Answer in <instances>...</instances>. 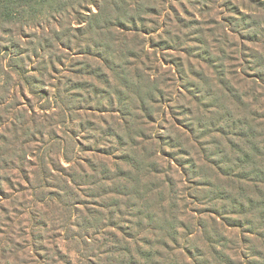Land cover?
Masks as SVG:
<instances>
[{
	"label": "rangeland",
	"instance_id": "374dc122",
	"mask_svg": "<svg viewBox=\"0 0 264 264\" xmlns=\"http://www.w3.org/2000/svg\"><path fill=\"white\" fill-rule=\"evenodd\" d=\"M48 2L0 20V263L87 264L86 241L97 264L113 246L114 264H264V0ZM88 26L91 55L76 31ZM151 82L148 120L133 108ZM29 115L37 141L19 131Z\"/></svg>",
	"mask_w": 264,
	"mask_h": 264
},
{
	"label": "trees",
	"instance_id": "16d2710c",
	"mask_svg": "<svg viewBox=\"0 0 264 264\" xmlns=\"http://www.w3.org/2000/svg\"><path fill=\"white\" fill-rule=\"evenodd\" d=\"M49 0H0V20L2 21V22H9V21H11L13 18H15L16 17V15H17V13L19 12V9H20V13L22 14L23 12H25L27 9H29L28 11H30V13H35V14H38V13H42V11H43V4L45 3V2H48ZM55 2V0H51V2L49 3H47V7H50V9L51 8H53V9H56V10H58V8L59 7H62V6H56V7H53V3ZM94 5H96V7H97V12L96 13H94V12H91V14L90 15H92L93 17H95V16H101L100 17V20L101 19H103V15H102V13H101V6L99 5V4H95L94 3ZM142 10V6L141 5H138V8L136 9V11L137 12H139V11H141ZM140 16H141V13L139 14ZM127 18V11H126V14H123V15H120L119 16V20L120 19H126ZM127 19H129L130 20V22L132 23V24H136V22L137 21H141V20H135V16L132 14L131 16H129ZM100 20H98L96 23L93 21V23L92 24H98L99 23V21ZM109 24H107V22L106 23H104L103 25H101V26H98L99 27V29H105L107 26H108ZM92 27L93 26H95V25H91ZM91 26H88V27H86L85 29H76V31H78V32H82V35H81V37H83L84 38V40H85V44H86V49H84L83 50V53L84 54H86V55H91L92 53H90L89 52V50H90V47H91V42H92V38H91V34H92V27ZM121 27H123V26H121ZM71 37V36H70ZM72 37H75V35H72ZM71 37V38H72ZM71 41H72V39H71ZM120 42H121V45H123V46H125L126 47V45H127V40L125 39V37H123V38H121L120 39ZM129 43V42H128ZM64 47H70L71 46V42H69L68 44H65L64 43V45H63ZM100 47V46H99ZM139 47V46H138ZM139 51H141V52H143L144 50L143 49H140V47H139ZM133 52V51H132ZM130 52V54L131 55H136L135 56V58H137V59H142L141 57H143V56H140V54L139 53H136V52ZM104 57H106V56H104ZM106 62L107 63H109L108 62V60H106ZM79 65H82V63L81 64H79ZM77 72H81V74H84V75H94V77H97L98 79L100 78V79H103V77H106V75H104V74H100L101 72L100 71H97V72H88V71H77ZM136 74H133L134 76H136V77H138L139 79H140V81H141V78H140V76H142V74L140 73V72H138V71H136L135 72ZM129 75H131V73L129 72V73H126V71L124 70V72L123 73H120V80L122 81V85H123V87H124V85L126 86V89L125 90H127V89H130V84H132V83H130V80H128V78H130V76ZM151 77V76H150ZM105 79V78H104ZM149 80H152V79H150L149 78ZM105 81H107V80H105ZM77 86L79 87V86H81V84H77ZM147 87L149 86V85H146ZM90 89H92L91 91H96V90H98L96 87H94L93 85H91V88ZM227 89V88H226ZM159 88L157 87V85H156V83H154V82H151V87H149V89H147L146 91H142V92H140V89L138 88L137 89V94H136V96H137V99H138V102H139V106L138 107H134L133 109H137V110H140L141 112H142V114H143V116L144 117H146V119H148V120H152V116H145L146 115V113L148 112V102L150 101V100H152L153 98H154V92H156V93H159ZM122 92L124 93V91L122 90V91H120V90H118V91H116L115 92V95L117 96V97H120V98H117V100H118V105L120 106V108H118L117 109V111L120 113L121 112V115H123V118H124V122H125V117L126 116H128V117H130V121L129 120H127V118H126V124H125V127L127 128V130L129 131L130 130V127L132 126V124H133V119H132V116H135L132 112H130V110H129V106L128 105H126V102L128 101V99H129V97L127 96V95H125V97H123L122 95ZM55 99H57L56 100V105H58L57 107L59 108V111H60V113L61 114H64V115H67V117H69V115H71V110L69 111L68 110V108H66V107H64L65 106V104H64V102H65V100L61 97V96H58V94H56V96H55ZM154 102H156V100H154ZM125 103V104H124ZM123 107V108H122ZM128 108V109H127ZM4 109H5V107H4ZM40 109H42V110H47V109H49L50 110V107H40ZM88 109H90V108H88ZM222 113V112H221ZM30 114H32V113H30ZM64 121V120H63ZM37 121H36V119L32 116V115H29L28 116V119H23V120H21V122H20V124H19V131H21L22 132V135H28V136H31L32 137V139L33 140H35V141H37V139H36V137L37 136H42V135H44V132H43V127L42 126H37ZM89 124H90V122H89ZM239 124V123H238ZM236 129H240V126L239 125H237V126H232V130H236ZM33 131V132H32ZM52 134H55L54 133V131H53V133ZM116 134H114V136H115ZM142 135V134H141ZM142 137L144 138V140L143 141H149L150 139H151V136H149V137H144L143 135H142ZM252 137H254V135L253 134H250V135H248V139L251 141V139H252ZM54 139H58V140H60V141H62V142H64V140H65V138H63V137H57V136H55L54 138H51V139H49L48 140V142H47V144H46V149L47 148H49L50 147V145L52 146L53 144H52V141ZM43 144H45V142L43 143ZM64 148H65V145L64 146H61V147H59V149H62V152H63V156L65 155L64 153H65V151H64ZM141 150H142V153L143 154H146V152H147V148H146V146H145V144L144 143H142V147H141ZM105 155H106V153H104ZM40 159V165H43V163H44V158H39ZM134 159L135 158H133V159H131V160H133L134 161ZM64 160L66 161V162H71V160H70V158H66V156H64ZM52 166H54V164H52ZM133 167V166H132ZM153 169V171L155 172V171H158V170H156L155 168H152ZM41 171H42V174L44 173V174H46V168H43L42 167V169H41ZM253 172L254 173H262L263 171L261 170V171H256V170H253ZM131 176H132V173L131 172H129V171H126V173H124V175H123V177H124V179H125V181L126 182H128V181H130L131 179ZM244 177V179H246V176H243ZM111 183L113 184L115 181H117V175L115 176V177H111ZM41 182H43V184L44 185H46V183L43 181V179H42V181ZM41 186H43V185H41ZM47 186V185H46ZM45 187V186H44ZM33 189V188H32ZM1 191V190H0ZM112 192H114V191H112ZM49 195V196H48ZM48 195H44V197H41V198H39V199H36V197L34 196V198H35V200L38 202V203H41V204H45V202H47L48 201V199L49 198H47V197H50V198H59V193L57 192V194H54V193H52V192H50ZM59 201V200H58ZM129 201H131V200H129ZM236 202V201H235ZM234 202V203H235ZM136 205V203L134 202V203H132V205L131 206H135ZM140 207V206H139ZM138 207V208H139ZM35 214H38V213H35ZM76 237V236H75ZM74 236H73V238H75ZM77 237H79V236H77ZM82 243V249L81 250H78V252L80 253V256H82L81 257V260H84V261H87L88 263L87 264H97V262L95 261V260H93L94 259V257L96 256V254L92 251V250H89V249H91V248H89L88 246H87V244H88V242H81ZM113 243L114 244H117V243H122V241H120L119 242V240H114L113 241ZM113 244V245H114ZM35 249V248H34ZM35 252H32L33 254H32V256L33 255H36V256H41L40 254H39V250H37V249H35L34 250ZM88 251H91V254L88 252ZM96 251V250H95ZM126 250L125 249H123L122 250V253H126L127 254V252H125ZM12 253V252H11ZM101 254H106L107 256L105 257V258H102L103 260H101L100 259V257L98 258L100 261H102V262H104L105 264H114V257L116 256V255H118L119 253H120V249H118V248H114V246L111 248V249H108V248H106V249H104V250H102L101 252H100ZM146 256V258L148 257V258H151V254L150 253H146V254H143V256ZM2 257V256H1ZM122 257V256H121ZM3 258V257H2ZM46 258V257H45ZM14 259H15V257H14ZM129 259L131 260V256L129 257ZM130 260H129V262H130ZM130 263H134L133 261H131ZM1 264V263H0ZM7 264H14V263H7ZM79 264H81V262L79 263Z\"/></svg>",
	"mask_w": 264,
	"mask_h": 264
}]
</instances>
